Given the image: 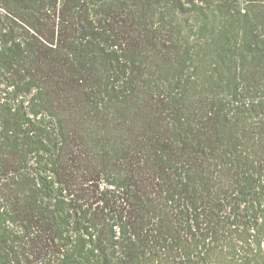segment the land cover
Returning a JSON list of instances; mask_svg holds the SVG:
<instances>
[{
    "label": "trees",
    "instance_id": "obj_1",
    "mask_svg": "<svg viewBox=\"0 0 264 264\" xmlns=\"http://www.w3.org/2000/svg\"><path fill=\"white\" fill-rule=\"evenodd\" d=\"M0 264H264V0H0Z\"/></svg>",
    "mask_w": 264,
    "mask_h": 264
}]
</instances>
